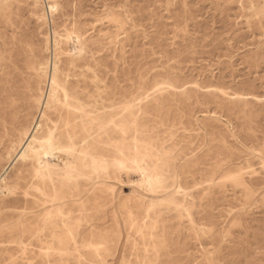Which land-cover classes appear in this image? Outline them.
Returning a JSON list of instances; mask_svg holds the SVG:
<instances>
[{
    "label": "rangeland",
    "instance_id": "1",
    "mask_svg": "<svg viewBox=\"0 0 264 264\" xmlns=\"http://www.w3.org/2000/svg\"><path fill=\"white\" fill-rule=\"evenodd\" d=\"M0 264H264V0H0Z\"/></svg>",
    "mask_w": 264,
    "mask_h": 264
},
{
    "label": "bare ground",
    "instance_id": "2",
    "mask_svg": "<svg viewBox=\"0 0 264 264\" xmlns=\"http://www.w3.org/2000/svg\"><path fill=\"white\" fill-rule=\"evenodd\" d=\"M52 8H53V7H52ZM54 79H55V78H54ZM52 84H53V83H52ZM54 84H55V83H54ZM55 86H56V85H55ZM55 86H54V87H55ZM38 125H39V124H38ZM39 127H40V126H39ZM31 143H32V142H31ZM74 143H75V142H74ZM37 145H38V144H37ZM72 146H73V145H72ZM74 147H75V146H74ZM56 148H57V147H56ZM36 149H37V148H36ZM75 149H76V148H75ZM49 150H50V149H49ZM51 151H52V149H51ZM35 152H37V151H35ZM47 152H48V151H47ZM47 152H46V153H47ZM52 152H53V151H52ZM30 153H31V152H30ZM30 153H29V154H30ZM32 153H33V152H32ZM41 153H42V152H41ZM41 153H40V154H41ZM44 153H45V152H44ZM44 153H43V154H44ZM53 153H55V151H54ZM56 153H57V152H56ZM58 153H59V152H58ZM48 154H49V153H48ZM35 155H36V154H35ZM59 155H60V154H59ZM76 155H77V154H76ZM29 156H30V155H29ZM33 156H34V155H33ZM71 156H72V155H71ZM73 156H74V155H73ZM39 157H40V156H39ZM42 157H43V156H42ZM44 157H45V156H44ZM31 158H32V157H31ZM35 159H36V158H35ZM60 159H61V158H60ZM74 159H75V158H74ZM72 161H73V160H72ZM48 162H50V161H48ZM48 162H47V163H48ZM67 164H68V163H67ZM44 167H45V165H44ZM52 168H53V167H52ZM55 168H56V166H55ZM44 169H45V168H44ZM47 169H48V167H47ZM49 170H50V169H49ZM37 171H38V170H37ZM52 171H53V169H52ZM49 172H50V171H49ZM58 172H59V171H58ZM38 173H40V172H38ZM50 173H51V172H50ZM145 176H146V175H145ZM47 178H48V177H47ZM149 180H151V179H149ZM146 185H147V184H146ZM147 187H148V186H147ZM16 189H17V188H16ZM151 189H152V188H151Z\"/></svg>",
    "mask_w": 264,
    "mask_h": 264
}]
</instances>
